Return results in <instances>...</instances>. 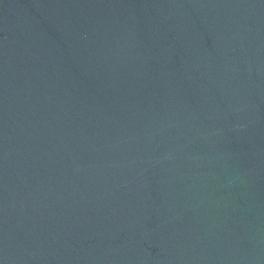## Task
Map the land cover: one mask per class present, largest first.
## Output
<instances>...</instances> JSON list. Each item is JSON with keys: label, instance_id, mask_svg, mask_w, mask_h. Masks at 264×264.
Wrapping results in <instances>:
<instances>
[{"label": "water", "instance_id": "1", "mask_svg": "<svg viewBox=\"0 0 264 264\" xmlns=\"http://www.w3.org/2000/svg\"><path fill=\"white\" fill-rule=\"evenodd\" d=\"M0 264H264V0H0Z\"/></svg>", "mask_w": 264, "mask_h": 264}]
</instances>
